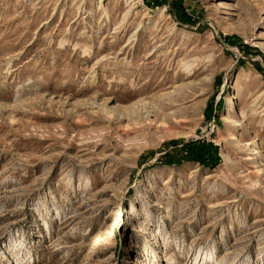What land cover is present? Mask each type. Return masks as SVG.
<instances>
[{
    "label": "rangeland",
    "instance_id": "374dc122",
    "mask_svg": "<svg viewBox=\"0 0 264 264\" xmlns=\"http://www.w3.org/2000/svg\"><path fill=\"white\" fill-rule=\"evenodd\" d=\"M0 264H264V0H0Z\"/></svg>",
    "mask_w": 264,
    "mask_h": 264
},
{
    "label": "bare ground",
    "instance_id": "6f19581e",
    "mask_svg": "<svg viewBox=\"0 0 264 264\" xmlns=\"http://www.w3.org/2000/svg\"><path fill=\"white\" fill-rule=\"evenodd\" d=\"M107 233H110V230ZM112 237H113V234L110 235V237H108V238H112ZM102 239H104V235L101 238L94 240L95 242L93 243V247H92L93 248L92 249L93 254H96L103 247V245H102L103 243L101 242Z\"/></svg>",
    "mask_w": 264,
    "mask_h": 264
},
{
    "label": "trees",
    "instance_id": "16d2710c",
    "mask_svg": "<svg viewBox=\"0 0 264 264\" xmlns=\"http://www.w3.org/2000/svg\"><path fill=\"white\" fill-rule=\"evenodd\" d=\"M119 232H120V230H119Z\"/></svg>",
    "mask_w": 264,
    "mask_h": 264
}]
</instances>
